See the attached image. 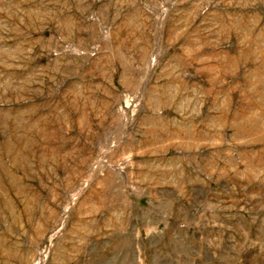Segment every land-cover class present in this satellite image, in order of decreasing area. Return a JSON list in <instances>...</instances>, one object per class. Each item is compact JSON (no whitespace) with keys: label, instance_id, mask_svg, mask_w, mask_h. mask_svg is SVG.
I'll return each mask as SVG.
<instances>
[{"label":"rangeland","instance_id":"rangeland-1","mask_svg":"<svg viewBox=\"0 0 264 264\" xmlns=\"http://www.w3.org/2000/svg\"><path fill=\"white\" fill-rule=\"evenodd\" d=\"M0 264H264V0H0Z\"/></svg>","mask_w":264,"mask_h":264}]
</instances>
